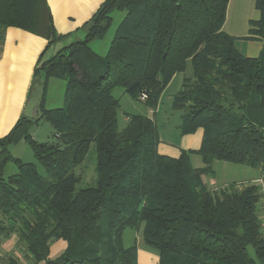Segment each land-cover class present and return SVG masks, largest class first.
<instances>
[{
    "label": "trees",
    "instance_id": "obj_1",
    "mask_svg": "<svg viewBox=\"0 0 264 264\" xmlns=\"http://www.w3.org/2000/svg\"><path fill=\"white\" fill-rule=\"evenodd\" d=\"M228 0H105L85 27L83 41L38 61L41 86L37 114L23 115L0 139V242L15 235L30 264H137V246H126L133 230L158 255L157 264H264L259 189L228 184L211 191L203 182L216 161L245 165L264 177V48L242 56L222 31ZM250 38L264 40V0ZM122 17L106 54L89 43L107 34L113 14ZM15 27L54 44L46 0H0V44ZM173 107L182 112L183 135L202 131L195 152L203 167L157 152L153 120L129 114L118 124L121 88L133 101L155 110L174 75L183 74ZM50 79L64 81V108L45 109ZM146 96L141 99V95ZM45 120L56 143L34 141L33 125ZM24 142L34 162L10 155ZM93 144L96 184L76 189L80 165ZM16 172L4 177L6 163ZM40 168L43 172H40ZM65 250L49 257L54 241ZM250 250L253 255H250ZM9 264H17L15 259Z\"/></svg>",
    "mask_w": 264,
    "mask_h": 264
},
{
    "label": "crops",
    "instance_id": "obj_2",
    "mask_svg": "<svg viewBox=\"0 0 264 264\" xmlns=\"http://www.w3.org/2000/svg\"><path fill=\"white\" fill-rule=\"evenodd\" d=\"M104 1L46 0L54 29L58 35L62 36L61 41L51 45L44 38L15 27L4 30L0 44V139L9 133L17 120L23 115L28 95L32 86L37 83H34V70L38 61L51 58L59 49L67 46H63L65 42H68L69 45L73 43V40L81 39L85 35L87 22ZM255 2L256 0H228L225 21L222 27L224 33L234 38L235 49L247 58L258 57L264 48V40L250 38L248 35L249 23L258 20L260 16L255 8ZM49 84L50 80L47 83L46 95L43 101L45 109H47L45 105ZM196 133L199 134L201 143L202 131L198 130ZM157 152L160 155L178 158L167 149H159ZM195 163L196 165L192 166L193 168L203 167L202 161L200 163L196 160ZM204 178L203 182L207 186ZM253 182L252 180L249 183ZM214 185L212 187L208 183L209 187L207 186V188L216 191L224 186ZM138 234L140 236V232ZM140 241L143 242L142 238L135 239L133 237L132 242L136 243L138 251L137 264H157L158 255L153 254L152 250L142 248L141 245L144 243L141 244ZM20 245L22 244L18 243V238L15 235L0 242V264H9L8 261L12 258L17 261V264H30L25 255L21 253ZM65 248L66 243L62 240L52 242L49 247V257L55 258Z\"/></svg>",
    "mask_w": 264,
    "mask_h": 264
},
{
    "label": "rangeland",
    "instance_id": "obj_3",
    "mask_svg": "<svg viewBox=\"0 0 264 264\" xmlns=\"http://www.w3.org/2000/svg\"><path fill=\"white\" fill-rule=\"evenodd\" d=\"M122 17L121 13L113 14L112 24L102 40H95L89 43V47L95 53L104 56L108 49V46L112 40L117 24L119 23L120 18ZM85 35L79 38L78 40H73L72 42L83 41ZM64 45H68V42H65ZM192 70L189 64L186 65L185 71L183 74H177L172 77L166 88L160 95L158 105L155 110H149L144 107L141 103L133 101L128 97L121 88H115L112 92V96L119 100V110H118V124L123 126L125 123V117L129 114H141L149 117L154 121L157 132H158V144L157 150L167 149L173 152L177 157L180 156L182 151H190V163L192 161V166L196 165V160L201 163L200 156L195 152L200 145V136L198 133L191 135H183L179 127L181 125V116L182 112L173 107L174 96L181 89L183 77H190ZM48 97L46 102L47 109H56L64 108L66 103V85L64 81L50 79V84L48 85ZM34 141L39 143H56L57 140L54 137V131L50 123L45 120H40L38 123L32 126L30 132ZM10 155L19 159L23 162H34V157L32 150L29 145L26 143H19L17 145H12L9 147ZM95 164H96V152L93 144L89 146L88 152L83 160V162L75 168V174L79 176V181L76 185V189H85L89 187H94L96 184V173H95ZM213 174L211 177H205V182H207L212 187L214 184L224 185L225 187L228 184H237L244 185L250 184V181H257L261 179L262 174L250 167L245 165H234L225 162L216 161L212 165ZM16 172V166L8 162L4 168V177H7ZM40 172L43 170L40 168ZM211 178V181H210ZM248 182V183H247ZM209 187V186H208ZM258 220L261 226V233L264 235L263 229V220L260 216L259 206H258ZM133 230H126L124 234V243L125 245H133V237L141 239V234L135 233L134 236ZM142 244L143 242L140 241ZM142 248L146 250H152L157 256V252L144 244L141 245ZM20 251L25 255V251L20 245ZM250 255L253 253L250 250ZM138 256V251H137ZM57 257V256H55ZM54 258V257H53Z\"/></svg>",
    "mask_w": 264,
    "mask_h": 264
},
{
    "label": "water",
    "instance_id": "obj_4",
    "mask_svg": "<svg viewBox=\"0 0 264 264\" xmlns=\"http://www.w3.org/2000/svg\"><path fill=\"white\" fill-rule=\"evenodd\" d=\"M41 97V86L39 84H34L32 89L28 95V99L26 101L23 116L29 119H33L36 115L37 106L39 104Z\"/></svg>",
    "mask_w": 264,
    "mask_h": 264
},
{
    "label": "built area",
    "instance_id": "obj_5",
    "mask_svg": "<svg viewBox=\"0 0 264 264\" xmlns=\"http://www.w3.org/2000/svg\"><path fill=\"white\" fill-rule=\"evenodd\" d=\"M145 98L146 96L142 94L141 99L143 100ZM250 184L255 185L259 189V212L263 220V229H264V177H261V179H258L257 181Z\"/></svg>",
    "mask_w": 264,
    "mask_h": 264
}]
</instances>
